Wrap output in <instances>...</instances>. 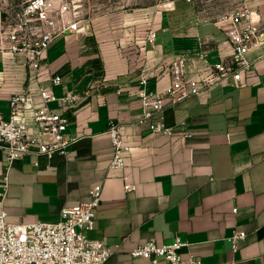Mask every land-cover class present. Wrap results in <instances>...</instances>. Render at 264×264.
<instances>
[{"label":"crops","instance_id":"obj_1","mask_svg":"<svg viewBox=\"0 0 264 264\" xmlns=\"http://www.w3.org/2000/svg\"><path fill=\"white\" fill-rule=\"evenodd\" d=\"M260 15L261 44L247 53L253 69L241 75L240 87H217L167 108L163 117L174 131L171 136L153 135L138 123V73L183 56L188 78H207L209 68L231 54L217 21L187 23L173 9L161 13L160 24L142 40L138 54L121 52L113 41H101L84 27L83 33L67 34L50 45L36 81L20 56L0 53L4 117L10 96L23 90L38 107L36 85H47L52 76L62 81L51 88L57 97L63 88L94 86L72 108L49 104L68 119L67 132L79 136L66 157L25 156L8 165L0 150V211L8 222L55 223L62 207L87 201L88 191L101 185L94 228L87 237L112 250L105 264H149L129 253L151 239L158 245L179 239L182 258L193 256L202 264H264V7ZM151 33L153 41L148 40ZM168 86L164 72L147 89L163 92ZM20 118L35 130L31 109ZM109 121L121 126L130 146L118 173L135 185L129 193L108 170ZM234 232L246 234L236 251L228 240Z\"/></svg>","mask_w":264,"mask_h":264},{"label":"built area","instance_id":"obj_2","mask_svg":"<svg viewBox=\"0 0 264 264\" xmlns=\"http://www.w3.org/2000/svg\"><path fill=\"white\" fill-rule=\"evenodd\" d=\"M261 15L245 4L236 7L218 20L220 30L231 46L229 57H221L208 71L204 79H190L186 75L185 59L175 56L159 68L140 69L137 79L136 98L140 103L139 124H146L153 135L171 136L174 131L164 123L163 113L189 98L206 94L211 90L228 86L239 88L241 75L253 69L247 53L260 44ZM84 26L77 17L76 9L67 0H25L18 5L14 23L2 27L0 21V53L21 57V65L32 73L35 81L42 69V58L50 45L65 35H79ZM155 33L148 40L153 41ZM166 72L169 86L163 92L147 89L151 79H159ZM62 86L60 76H52L47 85H36L41 101L34 107L32 96L23 90L12 94L8 100V115L0 113V150L8 165L22 157H45L48 160L64 158L78 141V135L67 132L69 121L61 113L52 111L49 104L59 109L72 108L82 96L88 97L90 85L81 91H66L59 97L52 87ZM31 109L35 130L30 131L20 118ZM110 139L111 159L108 170L111 177H120L126 193L135 190V185L125 175L118 173L125 168V156L130 151L121 135V126L109 121L105 130ZM101 185L88 191V200L71 207H62L55 223L32 222L14 224L7 220L5 211H0V264H105L113 252L103 241L91 240L87 233L93 230L95 211L101 201ZM4 193H0V198ZM233 213L237 209L232 210ZM244 232H234L228 240L232 250L244 241ZM184 244L176 239L170 244L158 245L148 240L137 246L129 255L141 258L149 264H202L201 260L180 253Z\"/></svg>","mask_w":264,"mask_h":264},{"label":"rangeland","instance_id":"obj_3","mask_svg":"<svg viewBox=\"0 0 264 264\" xmlns=\"http://www.w3.org/2000/svg\"><path fill=\"white\" fill-rule=\"evenodd\" d=\"M25 0H0L2 27L14 23L18 5ZM73 5L87 34L113 41L121 52L138 54L139 45L160 15L176 11L182 22L217 21L240 5L260 12L264 0H67ZM164 16V15H163ZM162 16V17H163Z\"/></svg>","mask_w":264,"mask_h":264}]
</instances>
